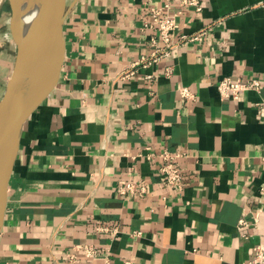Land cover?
Here are the masks:
<instances>
[{"label": "crops", "instance_id": "1", "mask_svg": "<svg viewBox=\"0 0 264 264\" xmlns=\"http://www.w3.org/2000/svg\"><path fill=\"white\" fill-rule=\"evenodd\" d=\"M67 3L61 78L23 125L0 264H65L78 243L101 250L78 264H251L264 245V0L185 8L177 41L203 38L161 57L150 25L164 0ZM225 76L262 87L225 99ZM164 148L188 151L181 191L160 179ZM122 180L147 194H121Z\"/></svg>", "mask_w": 264, "mask_h": 264}, {"label": "water", "instance_id": "2", "mask_svg": "<svg viewBox=\"0 0 264 264\" xmlns=\"http://www.w3.org/2000/svg\"><path fill=\"white\" fill-rule=\"evenodd\" d=\"M9 1L11 30L17 52L7 89L0 99V158L11 152L3 181L4 192L2 189L3 193H0V230L23 125L61 78L66 51L64 23L70 10L67 0H53L52 5L39 16L36 26L25 33L22 17L24 0ZM28 70L31 77L25 78Z\"/></svg>", "mask_w": 264, "mask_h": 264}, {"label": "built area", "instance_id": "3", "mask_svg": "<svg viewBox=\"0 0 264 264\" xmlns=\"http://www.w3.org/2000/svg\"><path fill=\"white\" fill-rule=\"evenodd\" d=\"M166 12L160 9H153V23L150 27L155 29V34L151 37V44L155 48V52H161V56H167L172 49L180 44H186L189 41L201 40L204 33L196 34L192 37L184 35V40L176 39V34L180 28L178 16L183 13L185 8H192L196 12L203 11V0H164ZM157 58L156 53L154 54ZM262 82L259 78L243 79L242 77L234 78L225 76L217 83L220 95L225 99L238 100L241 95L249 90H260ZM181 95L185 99H192L195 94L189 87L181 88ZM152 155L149 153L148 158ZM188 157V151L179 149L172 152L168 148H164L159 152L160 164L158 166L160 179L166 186L176 191L184 188L185 171L187 170L183 160ZM119 192L123 195L130 193L144 197L148 192L145 184L137 183L133 180H122L119 185ZM260 210L258 213L262 212ZM240 225H247V219L243 217ZM73 251L67 256L65 264H78L81 257L92 258L100 254L101 250L92 243H78L73 247ZM251 264H264V245L255 247L254 257Z\"/></svg>", "mask_w": 264, "mask_h": 264}, {"label": "rangeland", "instance_id": "4", "mask_svg": "<svg viewBox=\"0 0 264 264\" xmlns=\"http://www.w3.org/2000/svg\"><path fill=\"white\" fill-rule=\"evenodd\" d=\"M12 8L9 0L0 1V99L7 89L15 63L17 46L11 30Z\"/></svg>", "mask_w": 264, "mask_h": 264}, {"label": "bare ground", "instance_id": "5", "mask_svg": "<svg viewBox=\"0 0 264 264\" xmlns=\"http://www.w3.org/2000/svg\"><path fill=\"white\" fill-rule=\"evenodd\" d=\"M1 1V0H0ZM53 3V0H24L22 6L23 26L25 33H29L37 24L39 16L43 14ZM31 77V71L25 74V78ZM1 134V130H0ZM10 153L0 158V193L4 187L5 172L7 170V163L10 159ZM4 192V189H3ZM2 192V193H3Z\"/></svg>", "mask_w": 264, "mask_h": 264}]
</instances>
